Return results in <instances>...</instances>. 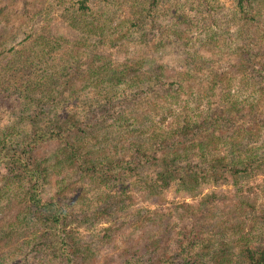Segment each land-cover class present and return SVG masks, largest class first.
I'll list each match as a JSON object with an SVG mask.
<instances>
[{
    "label": "rangeland",
    "instance_id": "obj_1",
    "mask_svg": "<svg viewBox=\"0 0 264 264\" xmlns=\"http://www.w3.org/2000/svg\"><path fill=\"white\" fill-rule=\"evenodd\" d=\"M149 2L0 0V145L11 146L34 125L75 113L85 126L75 145L95 160L123 159L139 150L170 161L175 154L168 157L162 145L175 139L182 124L194 138L198 124L205 129L216 120L208 135L184 145L206 143L205 154L253 165L216 181L206 173L194 192L174 178L158 177L152 163L123 184L93 185L78 201L72 220L73 234L82 253L87 252L77 264H123L128 256L145 259L155 250L172 252L190 229L198 234L191 251L194 264H208L219 250L234 258L241 242L259 245L264 0L258 13H249L250 23L235 0H158L153 10ZM43 63L48 71L66 66L64 73L71 74L79 66L75 78L80 88L76 93L56 90L52 108L42 110V121L37 117L31 125L32 115L39 114L32 104L37 97L14 90L16 73L29 65L44 68ZM112 72L128 79L118 81ZM90 105L97 107L96 115L86 118ZM193 152L191 165L197 166L205 159L197 148ZM50 153L41 150L37 157L53 164ZM5 173L0 164V264H62L50 251L33 247L35 225L23 216L21 191L1 189ZM64 175L54 172L52 178L60 181ZM52 181L49 195L63 186L61 194L72 198L69 188Z\"/></svg>",
    "mask_w": 264,
    "mask_h": 264
},
{
    "label": "trees",
    "instance_id": "obj_2",
    "mask_svg": "<svg viewBox=\"0 0 264 264\" xmlns=\"http://www.w3.org/2000/svg\"><path fill=\"white\" fill-rule=\"evenodd\" d=\"M158 0H150L149 9L153 10L156 7ZM161 1V0H160ZM238 12L242 14L248 21L251 22L252 16L249 13H258L262 9L261 0H235ZM244 50L250 51V28L247 26L244 34ZM44 68L37 66H27L16 73L17 85L14 90L19 95H34L36 101L33 108L39 111L32 115L30 124L37 117L42 121L40 114L46 108H52L51 102L54 99L53 93L56 90L68 91L76 93L80 88V83L75 77L79 74V66L73 68L71 72L64 73V68H58L54 71H48L47 65L43 63ZM259 73V71H257ZM113 78L122 76L126 81V74H118L112 72ZM62 77V78H61ZM67 78L66 80H62ZM72 80V81H71ZM122 81V80H120ZM36 103V104H35ZM30 109V103L28 105ZM97 107L90 105L86 108L87 117L96 115ZM41 112V113H40ZM30 113V112H29ZM79 116L72 114L65 120H58L56 123L42 122L43 124L34 125L29 134L22 140L17 141L11 146L0 145V164L5 167L6 173L1 178L2 188L14 187L21 191V202H23L22 210L24 217L29 219L35 225L36 243L33 247L42 248V250L50 251L55 258L62 264H77L78 260L84 258L82 253L81 242L76 239L73 234L72 220L76 218V210L78 201L81 203V198L86 196V193L97 184H123L126 180L134 177L139 168L147 163L157 164L156 175L167 179H173L178 186L185 189L196 191L200 187V182L207 178L206 173H211L214 181L222 174H237L245 171L246 168L253 166L249 161L236 163L230 162L228 158H214L210 152L205 154L204 147L206 143H198L199 146L184 145L192 138L191 131H188L186 124L180 126L178 135L168 144L162 145L170 151V156L173 160H165L164 158L156 159L144 152L137 150L127 158L116 159L112 161L101 162L92 158L91 154L82 151L75 145L74 138L84 132L83 125H80ZM194 124L197 120H193ZM187 122V121H186ZM216 120H212L210 125L205 129L201 126L204 123L197 125L194 134L197 135L192 139H201V136L208 135V129L217 125ZM87 124V123H86ZM90 125V124H89ZM199 150V156L202 160L197 166H192L193 149ZM41 150H51L50 156L54 159V163L50 164L40 160L37 157V152ZM237 155L236 158H238ZM180 158L181 162L176 163L174 160ZM235 158V159H236ZM43 161V162H42ZM52 161V162H53ZM207 161V162H206ZM46 162V163H45ZM54 172L58 174L65 172L64 177L58 181L52 178ZM70 178L67 179V178ZM62 183L66 188H69L71 199L67 200L66 194H61L64 187L57 188L53 195H49L50 189L47 187L49 183ZM81 180L86 182L85 185H73ZM68 181V183H66ZM58 182V183H57ZM65 182V183H64ZM189 190V191H190ZM198 241V234L190 229L184 234L181 243L177 250L161 251L155 250L152 254L145 258L128 256L123 264H194L192 261V248ZM259 245L249 246L246 242H241L235 257L224 254L222 250L212 256L208 264H264V216L262 218V226L259 233ZM206 264V263H202Z\"/></svg>",
    "mask_w": 264,
    "mask_h": 264
}]
</instances>
